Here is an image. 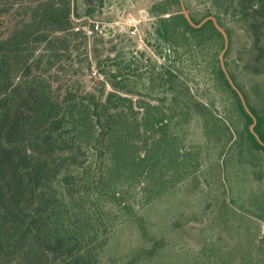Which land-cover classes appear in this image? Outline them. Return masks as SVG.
Instances as JSON below:
<instances>
[{"label": "rangeland", "instance_id": "obj_1", "mask_svg": "<svg viewBox=\"0 0 264 264\" xmlns=\"http://www.w3.org/2000/svg\"><path fill=\"white\" fill-rule=\"evenodd\" d=\"M67 1L71 29L52 46L31 42L16 83L49 86L60 104L89 110V126L94 111L112 122L106 142L92 128L81 145L71 138L78 167L62 172L72 195L53 180L75 234L98 264L264 262V152L218 76L225 39L210 27L157 32L183 6L196 25L215 18L227 70L264 120V0ZM11 2L2 37L32 19V4Z\"/></svg>", "mask_w": 264, "mask_h": 264}, {"label": "trees", "instance_id": "obj_2", "mask_svg": "<svg viewBox=\"0 0 264 264\" xmlns=\"http://www.w3.org/2000/svg\"><path fill=\"white\" fill-rule=\"evenodd\" d=\"M11 1L18 0H4V3L1 0L0 25L11 13ZM26 1L32 4L27 8L32 19L24 21L4 37L0 36V264H98L97 248L88 239L75 234L77 225L71 222V217L61 215V212L68 213L72 204L65 203L52 184L53 180L60 179L59 187L68 186L65 190L72 195L69 183L72 174L62 172L66 166L78 167L73 148L70 149L71 138L81 145L92 128L99 131L98 135L101 134L106 142L113 130L112 122L108 128L109 118L104 123L94 111L89 126L86 123L92 120L89 110L78 113L73 107L60 104L53 98L49 86L25 81L16 83L18 71L31 69L26 55L31 42L45 41L52 46L59 41L53 34L72 27L69 1ZM174 20L173 28L171 21ZM163 23V28L157 32L164 39L172 31L183 30L195 35L208 27L222 37L212 21L200 29L193 28L184 15ZM230 75L235 82L234 76ZM218 76L238 100L247 127L251 126L253 119L229 84L222 67ZM243 94L258 121L255 131L264 142V120ZM67 119L72 130L65 129ZM247 133L252 148L264 152V146L249 128ZM63 147L71 150L67 158L56 151ZM65 218L69 220L65 221Z\"/></svg>", "mask_w": 264, "mask_h": 264}, {"label": "water", "instance_id": "obj_3", "mask_svg": "<svg viewBox=\"0 0 264 264\" xmlns=\"http://www.w3.org/2000/svg\"><path fill=\"white\" fill-rule=\"evenodd\" d=\"M183 13L185 15V18L187 19V21L190 23V25H192L193 27L195 28H200L204 23L208 22V21H213L216 29L222 34V36L224 37L225 39V47H224V51L222 52L221 54V57H220V63H221V67H222V70L229 82V84L231 85V87L233 88V90L238 94L239 96V99L241 100V103L244 107V109L246 110V112L250 115V117L253 119V123L250 127V132L256 137V139L258 140V142L264 146V142L261 140L260 136L257 134V132L255 131V128H256V125L258 123L257 121V118L256 116L252 113V111L250 110L249 106H248V103L245 99V96L244 94L242 93V91L235 85L232 77L230 76L228 70H227V67L225 65V62H224V57H225V54L229 48V37H228V34L227 32L219 25V23L217 22V20L213 17H209L207 18L204 22H202L200 25H196L193 21V19L191 18V16L189 15V13L187 12V10L185 9V7L183 6Z\"/></svg>", "mask_w": 264, "mask_h": 264}]
</instances>
